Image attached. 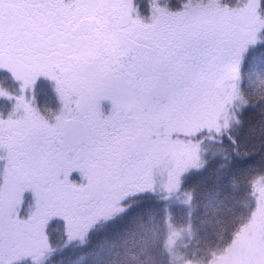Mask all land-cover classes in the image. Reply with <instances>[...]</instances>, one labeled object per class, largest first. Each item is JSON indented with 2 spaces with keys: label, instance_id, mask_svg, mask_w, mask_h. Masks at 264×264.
Returning a JSON list of instances; mask_svg holds the SVG:
<instances>
[{
  "label": "snow or ice",
  "instance_id": "1",
  "mask_svg": "<svg viewBox=\"0 0 264 264\" xmlns=\"http://www.w3.org/2000/svg\"><path fill=\"white\" fill-rule=\"evenodd\" d=\"M146 6L0 0V264L47 247L53 220L78 225L127 186L150 189L185 156L180 126L237 73L264 72V0ZM215 264H264V197Z\"/></svg>",
  "mask_w": 264,
  "mask_h": 264
},
{
  "label": "trees",
  "instance_id": "2",
  "mask_svg": "<svg viewBox=\"0 0 264 264\" xmlns=\"http://www.w3.org/2000/svg\"><path fill=\"white\" fill-rule=\"evenodd\" d=\"M140 7L146 13V0ZM230 83V93H213L175 139L185 156L173 165L170 181L175 178L187 201L167 196L170 189L130 200L103 238L59 247L43 264L214 263L257 199L256 182L264 180V72L237 73ZM206 143L212 150L203 151ZM170 226L183 230L171 242Z\"/></svg>",
  "mask_w": 264,
  "mask_h": 264
},
{
  "label": "flooded vegetation",
  "instance_id": "3",
  "mask_svg": "<svg viewBox=\"0 0 264 264\" xmlns=\"http://www.w3.org/2000/svg\"><path fill=\"white\" fill-rule=\"evenodd\" d=\"M39 87L42 89L40 103L42 104L43 102V104L47 103L55 106L50 86L42 82ZM101 107L102 110L107 111L109 103L107 101H102ZM72 176L73 178H77L75 173H73ZM168 188V182L166 183L165 190L161 192L154 191L152 189V184L150 189L148 184L129 185L102 211L83 223L70 226L59 219L53 220L47 227L49 238L47 247L21 254L20 257L15 260L14 264H43L55 254L59 247H76L88 242L93 243L108 234L110 225L114 224L117 219L121 218L126 209V205L130 200L146 199L149 195H162L163 192L167 193ZM29 199L30 193H25V201L27 202Z\"/></svg>",
  "mask_w": 264,
  "mask_h": 264
},
{
  "label": "rangeland",
  "instance_id": "4",
  "mask_svg": "<svg viewBox=\"0 0 264 264\" xmlns=\"http://www.w3.org/2000/svg\"><path fill=\"white\" fill-rule=\"evenodd\" d=\"M230 88H231V83H229L226 90L221 89V91L223 90L225 93H230V90H229ZM221 91H219V94ZM200 118H203V117H200ZM194 120H196V119L194 118ZM202 149L204 152H208V151L212 150V147H211V145H209V143H206ZM174 164H175V162L172 163L171 165H165V166H162L161 168L157 169L154 183H152V189L154 191L161 192V191L165 190L166 183L170 182L168 191L170 189L171 192L169 191L167 193V196H172L178 201H182V202L187 201L189 199V196L181 194L179 192V187H178L177 183H175V178L172 179V182L170 181V178L172 176L170 173L172 172L171 170H172V167ZM256 193H257L256 194L257 199L264 197V180L263 179H259L256 182ZM181 232H183L182 229L170 226L169 227V238H168L169 242H171L173 240V238L178 233H181ZM189 264H193V263H189ZM211 264H215V262L211 263Z\"/></svg>",
  "mask_w": 264,
  "mask_h": 264
}]
</instances>
